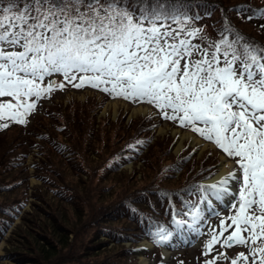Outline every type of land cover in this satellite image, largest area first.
I'll return each instance as SVG.
<instances>
[{
    "label": "snow or ice",
    "instance_id": "obj_1",
    "mask_svg": "<svg viewBox=\"0 0 264 264\" xmlns=\"http://www.w3.org/2000/svg\"><path fill=\"white\" fill-rule=\"evenodd\" d=\"M195 7V0H0V130L27 125L39 101L65 82L154 105L163 119L213 142L238 166L199 186L208 208L209 197H230L233 211L219 233L210 230L202 254L211 256L216 245L243 246L249 254L230 264H249L250 257V264H264V45L227 16L216 41L194 44L204 38L202 28L189 27L202 18L190 14ZM235 11L264 19V9L250 5ZM190 214L192 228L201 209ZM174 223L180 229L188 222ZM154 236L158 245L173 239L163 228ZM228 259L217 252L204 264Z\"/></svg>",
    "mask_w": 264,
    "mask_h": 264
},
{
    "label": "trees",
    "instance_id": "obj_2",
    "mask_svg": "<svg viewBox=\"0 0 264 264\" xmlns=\"http://www.w3.org/2000/svg\"><path fill=\"white\" fill-rule=\"evenodd\" d=\"M232 1L235 3H232L229 0H195L196 7L190 14L194 15L195 12H199L202 18L194 21L189 27L202 28L204 38L193 40V43L199 44L202 47H207L209 43L216 41L219 38V30L224 26V17L227 16L228 21L238 29L239 32L252 40L259 42L261 45H264V28L261 27V25L264 24V19L254 18L248 20L247 16L249 13L238 15L235 11L236 6L238 5H250L253 9H264V0ZM204 3L208 4L210 7L208 9L201 7V4ZM206 10L210 11L211 15H204ZM206 26L210 32L206 30ZM172 27H176V25H172ZM130 102L138 103L133 101ZM90 113L91 107L81 104L77 105L74 110L68 108L64 111H62L59 106L47 107L43 116L40 117V124L45 126L46 120L48 119L51 124V130L46 127V131L33 129V132H31L32 138L39 137L41 139L40 146L43 147L48 143L53 146L51 155H49L48 150L45 151L46 157L38 164L36 174V176L41 179L45 185H48V187L58 186L56 182L58 180L55 178L53 180L48 179L44 174V169H48L55 175L60 173L61 168L62 170L65 168V170L79 172H84L85 170L83 165L77 160V152L70 143L71 140H74L73 134H77L81 137L82 142L88 149L91 148L92 150L98 151V142L96 139H101V135L96 129V126L100 122L97 123L96 116L89 118ZM94 115H96V113ZM63 117L66 119L65 124H62L61 118ZM103 120L106 121V123L103 122V124H112L117 130H121L123 126H127V124L123 123L125 118H120L119 115L115 121H109V119L104 118L101 119V122ZM158 120L162 121V116ZM156 122L155 117L152 115L133 119L128 124V127L131 129L126 127L124 135L132 136L131 138L148 135L150 134L151 126L156 124ZM132 129L133 131H131ZM109 131L110 130H108V132ZM59 135L63 136L65 140L60 141ZM151 135L150 140L145 143H140V148L136 147V145L127 148L125 152L128 156H124L123 154L122 158L116 160L111 167L106 169L105 175L102 179H107L108 176L114 174V178H116V186L120 182H125V178H129L130 181L133 176H130L128 173H122L121 168L126 163L132 161V158L135 160L138 154L143 155L141 159L147 163L146 167L149 168L150 171H155V175H159L163 166L159 163L158 168V162L161 158L165 159L169 151L165 149L160 157L156 158L155 156L157 161H154L149 155H146V151L152 152L160 146V143L152 141L154 135ZM121 139H123V137ZM21 141L22 140L18 138H13L11 141H0V175H2L3 179L11 177L14 172L13 169L17 168L22 163V161L18 159L7 161L9 157L13 156L12 154H17V150L23 146ZM125 143L126 142H124V144ZM124 144L117 150L113 151L111 155L115 156L119 153L121 154V150L124 151V149H122ZM191 152L192 149L188 147L183 149L181 153L176 156L170 152L171 160L169 161H171L172 164L169 167L167 179H173L178 172L183 173L187 178L181 185L170 188L166 186L164 187L162 182L156 181L148 187L130 190L118 203L101 205L99 208L100 211L93 217V220L91 219L89 221L91 222V226H94L95 230L91 234L92 236L89 237L88 243H82V248L74 246V244L73 247L69 245L66 251L63 249V253L56 257H53L51 252L46 251L45 253H50V255H47V259L50 262H54V264H137V255L133 251V248L137 246L145 236H148L155 241V231L160 228L168 231L173 229L171 225L173 214L179 215L187 212L190 219H192L190 213L194 211L195 208H199V201H201L197 198L199 186L204 185L202 184L203 179L210 177L215 172L216 167L214 165L217 163L218 158L217 156H210L204 162L203 166L201 165L200 167H197L199 162H195L193 158H189ZM22 154V160H24L27 154L23 152ZM54 159L57 163L54 162ZM7 162L10 164V169L6 165ZM3 163L5 164L4 170L1 169ZM23 170H27V168L24 167ZM108 173L110 174L106 177ZM136 173L137 170L135 171V174ZM25 180L28 181L27 176H25ZM59 183H65L62 176L60 177ZM20 186L21 184L17 183L12 185L0 184V193L2 194L0 200L4 199V202H9L12 196L19 194ZM65 187V189L57 191L56 195L60 204L64 206L71 205L75 209L76 215L78 216V224L75 227L77 231L75 234L79 236L78 241L80 242L82 237L81 227L84 225V220L82 218L84 207L81 203V195L78 194L69 184L65 183ZM177 187H180V189H176ZM114 189L115 187H106L101 195L104 197L107 195L111 196L113 195ZM166 189L171 190V192H160ZM12 203H6L7 205L0 207V216L3 217V220L0 223V242L3 240L6 231L12 223L15 222L16 217L19 216L21 208L26 204L25 202H20L21 206L19 209L17 208V210H15L11 205ZM49 206L50 210H46L48 214L46 217H53V219H46L47 221L44 224L42 220H39L42 224L37 222L39 219L37 214H27L29 216H26L25 220L28 224V231H34L28 236L27 232L25 233V236L23 235V237L27 239L29 245L23 250H13L12 253L8 251L9 259L18 264H41L39 255L35 253V250H37L36 247L38 246H36L35 241L36 243L41 241L38 244L41 243L44 245L45 243H51L56 246L59 244L57 238L54 236L67 230L65 225L60 224L61 218L59 214L61 211L64 212L65 209L61 207L57 208L58 206H56V209L60 210L58 211L53 205ZM39 208L41 209V207ZM45 209L46 207L44 209L42 208V210ZM48 229H50L51 232H49ZM101 236H105L106 239L108 238L107 241H105L106 239H101ZM95 240H97V243H95ZM111 242L113 243L112 247L107 248L108 243ZM126 242H130V245L126 246ZM176 244L177 240L171 246L178 248ZM100 250L103 256H95L94 260H90L87 257L89 254L95 255L96 252H100ZM106 252H108V254H106Z\"/></svg>",
    "mask_w": 264,
    "mask_h": 264
},
{
    "label": "rangeland",
    "instance_id": "obj_3",
    "mask_svg": "<svg viewBox=\"0 0 264 264\" xmlns=\"http://www.w3.org/2000/svg\"><path fill=\"white\" fill-rule=\"evenodd\" d=\"M229 1L235 3L232 0ZM206 30L210 32L207 26ZM80 104L90 106L91 113L89 114V118H93L94 116H96L97 123L100 122L96 126V129L101 135V139H96L98 142V151L92 150L91 148L88 149L82 142L81 137H79L77 134H73L74 140H71L70 143L77 152V160L83 165L85 170L84 172H79L74 170H65V168L64 170H62L61 168L60 173H57V175H55L48 169H44V174L48 177V179L53 180L55 178L56 180H58L56 181L58 186L48 187V185H45L44 182L36 176V174L38 164L46 157L45 151L48 150L49 155H51L53 146L49 143L47 145H44L43 147L40 146L41 139L39 137L32 138L31 132H33V129L46 131L48 128L49 130H51V124L48 119L46 120L45 126L43 124H40V117L43 116L47 107L59 106L61 110L64 111L68 108L74 110L76 106ZM139 106L142 107L143 110L136 112L133 108ZM95 113L96 115H94ZM149 113H154L150 105H133L130 104L128 100H125L123 98L110 99L107 96L99 92H94L88 88L79 91L73 89H65L61 91H54L51 94L50 98L45 99L40 108H38L37 111L34 112V114L29 118L27 125H19L15 123L12 126L10 124V126L6 129L0 130L1 142H5V140L11 141L13 138H18L21 139V142L23 143V146L17 150L18 153L12 154L13 156L9 157V159L7 160L13 161L18 159L22 161L20 166L14 168L13 175L7 179H3L2 175H0V184H21L19 194L16 196H12L9 202H4V199H1L0 207L7 205L6 203L10 204L13 202L11 205L15 208V210H17V208L19 209V207L21 206L20 202L26 203L25 206L21 208L19 216L16 217L15 222L12 223V225L9 227V229L5 233L3 240L0 242V264H18L8 258V251L12 253L13 250H23L27 245H29L27 239L23 237V235L25 236V233L27 232L28 236L34 231H28V224L25 220V217L29 216L27 214H37L39 217L37 222L39 224H42L39 221L42 220L44 224L47 221L46 219H53V217H46L48 215L46 210H50L49 205H53L55 209L56 206H58L57 208L61 207L65 209L64 212L61 211L59 212V214L62 220H60V224L65 225L67 230L65 232H60V234H58L57 236H54L57 238L59 244H57L56 246L52 245L51 243H45L44 245L41 243L38 244L41 241H39L38 243H36L35 241L36 246L38 245L36 247L37 250H35V253L39 255L41 264H54V262H50L47 259V255H50V253L48 254L45 252L49 251L51 252V255L53 257H56L60 256L63 253V249L66 251L69 245L73 247L74 244V246L82 248V243H88L89 237L92 236L91 234L95 230L94 226H91V222L89 221L91 219L93 220V217L100 211L99 208L101 207V205H111L114 203H118L128 194L130 190H133L135 188L141 189L148 187L156 181H160L163 183L164 187L166 186L170 188L181 185L187 178V176L183 173L178 172L173 179H167V173L169 172V167L172 164V162L169 161L171 160L170 152L176 156L179 155L180 152L186 147H193L194 154L191 158H193L195 162H199V164H197V167H200L201 165L203 166L208 157H212V151L208 149H215L214 144L209 143L203 139H201V142H194L193 136L195 134L192 131L175 128L170 123L159 121L158 118H156V124H153L151 126L150 134L133 138H131L132 136L124 135L126 127H128V124L131 122V120L147 116ZM118 115L120 116V118H125V121L123 123L127 124V126H123L121 130H117L116 127H114L112 124H103V122L106 123V121L104 120L101 122V119L104 118L109 119V121H115ZM34 118L35 120H33ZM31 120H33V122L29 123ZM61 120L62 124L66 123V119L64 117L61 118ZM108 130L110 131L108 132ZM131 131H133V129ZM151 134L154 135L152 141H154L155 143H160V146L152 152L146 151V155H149L152 159H154V161H157V159H155V156L156 158L160 157L165 149L169 151L165 159L161 158L158 162V168L159 163L161 164V166H163L159 175H155V171H150L149 168L146 167L147 163H145L141 159L143 155L138 154L135 160L132 158V161L126 163L121 168L122 173H128L130 176H133L130 181L129 178H125V182H120L116 186V178H114L115 175L111 174L110 176H108L110 173L106 175V177L108 176L107 179H102L105 175L106 169L111 167L116 160L122 158L123 154L124 156H128V154L125 152L127 148H130L133 145H136V147L140 148V142L145 143L150 140L152 136ZM182 136H184V138H182ZM122 137L123 139H121ZM180 138L183 139V142L181 147L177 149V141ZM32 139L35 141H33ZM59 140L63 141L65 140V138L59 135ZM124 142L126 143L124 144ZM123 144L124 146L122 149H124V151L121 150V154L119 153L118 155L112 156L111 153L120 148ZM21 151L27 154L24 160H22L23 154ZM216 155L217 153H214L213 156ZM54 162L57 163L55 159ZM224 162L226 163L230 161H227L224 156L221 157V160L219 162L217 159L216 167L219 171H221V165ZM6 165L10 169L9 162H7ZM229 165L231 166L230 172L234 168L238 167L236 165H233L232 162H230ZM24 167H26L27 170H23ZM1 169H5L4 163L1 166ZM136 170L137 173L135 174ZM25 176H27L28 181L25 180ZM61 176L65 180V183L69 184L78 194L81 195V203L84 207V212L82 214L84 225L81 227L82 237L80 239V242L78 241L79 236L75 234V232L77 231L75 227L78 224V216L76 215L75 209L71 205L64 206L58 202V198L56 195L57 191L66 188L65 183H59ZM106 187H115L113 195H107L106 197L101 195ZM176 189H180V187H177ZM160 192L169 193L171 192V190L166 189ZM1 196L2 194L0 193V198ZM229 202L230 201L222 202V211L216 213L212 220L206 225V230L202 238L200 240L196 239L188 242L189 246L186 249H181L180 252L178 251L173 253L165 249L163 254L159 256L155 254L158 249H154L152 243L143 240L141 243H139L140 247L136 249L137 254L139 255L137 256L138 264H157L159 259H162L164 264H183L181 263V261H183L184 264H202V260L205 258V255H203L202 253L204 252L206 242L210 239V230H215L217 233H219L221 221L233 214V211L229 207ZM39 207H41V209ZM45 207L46 209L42 210V208L44 209ZM205 207L206 209H209L207 204ZM2 220L3 217L0 216V223ZM228 223H230V221H228ZM48 231L51 232L50 229H48ZM227 234L228 233H224L225 236ZM101 239L105 240L106 237L104 236ZM107 239L105 241H107ZM95 243H97V240H95ZM112 245V242L108 243L107 248H111ZM125 245L129 246L130 242H126ZM237 249H239V251H243L246 255L249 254V249L243 246H235L228 249L222 248L220 245H216L217 251H214L212 255H217V252H226L228 257L229 254H232V256H234ZM106 254H108V252H106ZM176 254H178L179 257H177ZM95 256H103L101 250L100 252L97 251L95 255L89 254L87 257L90 260H94ZM179 259L181 261H179ZM250 262L251 257L249 264Z\"/></svg>",
    "mask_w": 264,
    "mask_h": 264
},
{
    "label": "bare ground",
    "instance_id": "obj_4",
    "mask_svg": "<svg viewBox=\"0 0 264 264\" xmlns=\"http://www.w3.org/2000/svg\"><path fill=\"white\" fill-rule=\"evenodd\" d=\"M136 112H138V111H142L143 109H142V107H135V108H133ZM133 110V111H134ZM188 134V133H187ZM186 134V135H187ZM189 135V134H188ZM182 138H184V136H182ZM182 138H180L178 141H177V149L178 148H180L181 147V145H182V142H183V139ZM193 140H194V142L196 141V142H201V140L198 138V137H195V136H193ZM229 161V160H228ZM231 162V161H230ZM230 162H224L222 165H221V171L219 172V174H218V176H217V179L219 178V177H221V176H224V175H226V174H228L229 173V171H230V169H231V166L229 165L230 164Z\"/></svg>",
    "mask_w": 264,
    "mask_h": 264
}]
</instances>
